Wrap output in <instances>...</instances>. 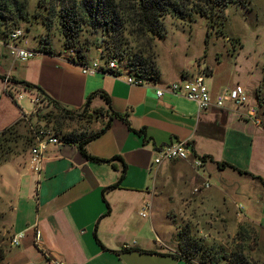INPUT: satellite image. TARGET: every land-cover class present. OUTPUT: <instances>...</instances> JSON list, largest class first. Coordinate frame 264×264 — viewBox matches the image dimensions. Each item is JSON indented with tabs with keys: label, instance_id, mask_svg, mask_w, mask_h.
<instances>
[{
	"label": "crops",
	"instance_id": "crops-1",
	"mask_svg": "<svg viewBox=\"0 0 264 264\" xmlns=\"http://www.w3.org/2000/svg\"><path fill=\"white\" fill-rule=\"evenodd\" d=\"M39 52L19 61L0 38V133L14 127L0 135V244L8 247L6 264H203L187 247L197 239L192 227L217 243L245 224L264 253V107L258 98L256 104L248 98L243 105L228 101L200 111L181 95L158 98L156 88L203 72L213 77L212 66L192 74L182 70L180 76L158 67L156 82L130 85L112 75H84L62 47ZM98 57L97 49L90 61ZM18 81L40 87L71 110L81 109L94 93H107L112 109L127 121L114 118L86 150L101 160L119 158L92 160L76 144L60 140L49 145L39 178L29 165L36 89L26 90ZM236 85L207 86L214 99ZM104 105L100 96L92 101V107ZM179 141L191 144L190 159L153 163L157 149ZM203 156L204 166L195 168L193 158ZM223 162L233 167L219 166ZM205 181L211 187L195 192ZM118 182V188L107 189ZM160 202L165 206H157ZM159 211L181 220L176 233H168ZM36 227L40 246L34 243ZM19 232L25 238L11 246Z\"/></svg>",
	"mask_w": 264,
	"mask_h": 264
},
{
	"label": "trees",
	"instance_id": "trees-1",
	"mask_svg": "<svg viewBox=\"0 0 264 264\" xmlns=\"http://www.w3.org/2000/svg\"><path fill=\"white\" fill-rule=\"evenodd\" d=\"M246 1L248 0H0V38L7 41L14 29L23 28L24 25H27L23 28L25 33L30 32L32 18H36L40 20L37 23H41L45 29L44 35L52 28L58 30L63 39L62 49L66 54L70 50L75 51V55L68 57L70 61L79 65L89 63V52L94 47L101 50L102 59H116L120 67L127 68L137 78L156 82L160 74L155 39L165 36L164 17L170 15L178 21L191 22L197 16H202L214 27L223 18L226 6ZM33 2L34 13L31 12ZM38 49L53 53L51 40L41 37ZM1 77L3 80L7 78L5 75ZM18 83L23 84L26 90L36 89V96L42 103L35 112L36 120H31L30 123L32 134L33 129L47 128L63 142L76 144L89 159L112 162L119 158L101 160L94 158L86 150L92 140L110 129L114 118L124 119L112 109L107 93H94L81 109L71 110L62 106L40 87L28 82ZM262 85L263 83L256 89L260 107H264V99L260 94ZM97 96L105 100L104 106L92 107V101ZM67 121H95L101 122L102 126L96 131L79 135L76 131H63ZM13 128L4 130L0 135ZM201 158L204 162L208 159L207 156ZM218 164L233 167L225 162ZM119 186L120 182L107 189H116ZM187 247L194 254L201 255L203 264H220L222 261L225 264H263L250 257L244 243L238 244L234 241L231 250L227 251L222 246L206 247L197 239H192ZM7 252L8 247L0 244V264Z\"/></svg>",
	"mask_w": 264,
	"mask_h": 264
},
{
	"label": "rangeland",
	"instance_id": "rangeland-1",
	"mask_svg": "<svg viewBox=\"0 0 264 264\" xmlns=\"http://www.w3.org/2000/svg\"><path fill=\"white\" fill-rule=\"evenodd\" d=\"M34 3H32V13L35 12ZM32 21V30L26 32L28 42L26 47H38L41 37L50 39L54 50L62 47L63 39L56 28H52L44 35L45 29L41 23H37L40 20L32 18ZM163 22L166 29L165 36L155 39L157 65L161 71L177 75L179 71L186 70L192 74L197 67L205 69L207 65L212 66L217 71L215 76H208L203 72L204 70L202 71L207 85L210 83L225 86L240 84L246 88L249 101L256 104V86L259 85V79L264 77V0H248L245 3L229 4L223 10V18L214 27H211L208 19L202 16H197L194 21L184 22L167 15L163 18ZM26 26L24 25L23 28ZM96 56L97 49L92 47L89 58ZM262 91L261 97L264 99V82ZM101 124L95 121H67L63 131L72 130L80 135L98 130ZM157 206L165 205L160 202ZM159 212L161 213L160 222L166 225L164 227L168 233L175 232L176 225L178 228L181 220L165 216L164 211ZM137 215L138 213L135 214L136 217ZM141 219L145 218L141 217ZM189 226L191 228V224ZM192 229L197 240L202 244L216 243L213 242L216 237L213 241L211 237L205 239V231L199 233L197 229L193 227ZM243 238H246L245 242ZM223 241L218 239L217 243L212 244L211 247L222 246L230 251L234 241L238 244L244 243L250 257L264 264V253L257 249L256 233L251 225H242L233 235L224 238ZM6 262L5 258L1 264H6ZM220 264L225 263L222 261Z\"/></svg>",
	"mask_w": 264,
	"mask_h": 264
},
{
	"label": "built area",
	"instance_id": "built-area-1",
	"mask_svg": "<svg viewBox=\"0 0 264 264\" xmlns=\"http://www.w3.org/2000/svg\"><path fill=\"white\" fill-rule=\"evenodd\" d=\"M22 42L27 43L26 33L22 27L14 29L9 34L8 40L4 41L9 54L14 59L25 62L31 58L36 57L40 53L37 48H29L20 45ZM98 52V58L89 61V63L87 64H80L82 73L84 75H112L116 79L125 80L130 85H144L149 82L137 78L127 68H121L116 59H102L101 50L99 49ZM73 55H75V51L70 50L69 52H67L66 57L68 58ZM5 82H9L8 77L6 78ZM166 93L181 95L188 100L195 102L198 105L200 111L207 110L213 106L221 108L228 101H232L236 105H243L248 101V96L245 88L240 84H237L233 88L223 90L216 96V98L213 99L205 82V76L200 73L195 75L191 79L172 82L166 86L156 88V95L158 98H162ZM34 103L37 104L38 107L42 105L40 99L37 96L34 98ZM257 122L259 123L260 120L257 119ZM33 136L34 143L30 148L29 165L32 172L40 178L42 175L45 153L49 145L59 143L60 139L53 131L43 127L33 129ZM191 149V144L187 141H179L174 144L159 148L156 150V155L153 159V163L155 165H161L163 162L169 160H188L192 156ZM193 165L195 168L200 169L204 166V161L201 157H195L193 158ZM210 187L211 183L209 181H205L201 185V187L195 188V192L200 191L202 188L209 189ZM148 208H150L149 204L143 211V216L146 215V209ZM239 209L241 211L243 207L240 206ZM25 236V232H19L13 235L10 239L11 246H19ZM41 240V231L36 227L34 229V243L37 246H40V244L42 243ZM124 248L129 249V245L125 244ZM58 264L66 263L59 262Z\"/></svg>",
	"mask_w": 264,
	"mask_h": 264
}]
</instances>
